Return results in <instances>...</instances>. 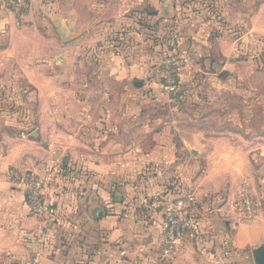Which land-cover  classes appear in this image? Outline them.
<instances>
[{"label": "rangeland", "instance_id": "obj_1", "mask_svg": "<svg viewBox=\"0 0 264 264\" xmlns=\"http://www.w3.org/2000/svg\"><path fill=\"white\" fill-rule=\"evenodd\" d=\"M33 1L0 0V187L23 190L30 214L46 222L61 202L50 200L51 187H65L72 207L93 177L89 156L131 152L142 163L132 181L150 188L132 199L145 219L125 221L141 231L137 244L155 245L160 234L168 259L179 246L221 244L227 253L206 263L264 262V241L233 251L239 227L264 220V0H141L125 11L85 2L69 34L28 26L43 16ZM85 114L105 118L89 136V125L77 132L95 151L61 160L53 150L73 125L60 122L50 138L54 125L38 119ZM118 188L113 181L110 192Z\"/></svg>", "mask_w": 264, "mask_h": 264}, {"label": "crops", "instance_id": "obj_2", "mask_svg": "<svg viewBox=\"0 0 264 264\" xmlns=\"http://www.w3.org/2000/svg\"><path fill=\"white\" fill-rule=\"evenodd\" d=\"M85 2H88L93 10L113 8L115 11H125L130 7L138 8L142 5L141 0H34V7L39 5V8L34 11L43 12V16L40 17L39 14L40 18L32 20L28 26L36 28L37 24H43V27L51 34L58 33V31L69 34L68 29L76 25L74 15L84 10ZM49 12L53 13L50 14L51 20L45 15ZM61 12L68 14L57 15ZM56 36L59 37V35ZM33 73L38 74L35 70ZM84 104H87L89 109L104 106V103L101 105L94 101L84 102ZM38 120L44 124L54 125L50 138L60 135V132H57L60 122L68 121L73 125L69 130L70 133H66L65 143H61L56 150H53L61 160L65 161L70 158V152L78 151L79 148L84 151H87L86 148L95 151L90 144L88 146L82 144L77 132H80L83 126L89 125L87 127L89 130L83 132L84 135L89 136L95 131L94 126L90 125L101 123L105 118L91 117L89 114L70 115L69 117L50 115L44 119L45 121ZM96 149H100V146L96 145ZM113 155L107 156L108 159H95L89 156L88 163L94 174L86 185H82L83 198L77 202L73 200L72 207L65 199L67 195L65 187L59 190L51 187L48 197L52 202L57 199H61V202L54 205L56 213L46 222L30 214L23 190L12 186L10 189L0 187V191H4L0 202V264H71L81 259H85L86 264H208L206 263L208 255L220 257L221 253H227L228 249L221 244H217L214 248L209 247L212 246L211 244L207 248L185 245L179 246L173 258L168 259L163 257L164 248L160 234H158L160 237L155 239V245L151 243V239H148L146 243L137 244L136 238L141 231L127 227L125 221L145 219L138 215L132 199L135 193L141 190L149 195L150 188L141 189L139 184L132 181L133 175L142 163L138 165L134 162L130 157L131 152L124 156L118 154L113 157ZM148 156L153 158L154 153ZM147 159L142 160L145 162ZM32 167L39 172L42 170L41 166L35 164ZM1 181L3 180H0V185H2ZM113 181H117L118 186L121 187L114 193L110 192ZM56 191L58 193H55ZM131 193L133 195H130ZM71 214L76 215L77 226L70 225L71 222L67 217ZM45 225H47L45 233L40 234V228ZM60 227L61 230H58ZM73 228L78 230L75 231ZM60 234L62 240L68 241L65 247L59 244ZM146 235L152 237L148 228ZM234 236L236 238L233 251L239 254V251H245L247 247H252L251 245L256 242L264 241V220L246 226V228L245 226L239 227V231ZM142 248H144V253H142ZM219 261L220 259L217 258L212 264H230L229 260Z\"/></svg>", "mask_w": 264, "mask_h": 264}, {"label": "built area", "instance_id": "obj_3", "mask_svg": "<svg viewBox=\"0 0 264 264\" xmlns=\"http://www.w3.org/2000/svg\"><path fill=\"white\" fill-rule=\"evenodd\" d=\"M29 184H30V189L32 190V191H30V199L31 200H34L35 201V206H34V210L36 211V212H40L41 211V208H40V206L42 205V198L40 197V184H39V182H38V180L37 179H35V178H33L30 182H29ZM183 216V215H182ZM174 218L175 217H171V218H169L168 219V222L169 223H174L175 222V220H174Z\"/></svg>", "mask_w": 264, "mask_h": 264}, {"label": "water", "instance_id": "obj_4", "mask_svg": "<svg viewBox=\"0 0 264 264\" xmlns=\"http://www.w3.org/2000/svg\"><path fill=\"white\" fill-rule=\"evenodd\" d=\"M257 262H258V264H264V262H262V258L261 257L257 258Z\"/></svg>", "mask_w": 264, "mask_h": 264}]
</instances>
